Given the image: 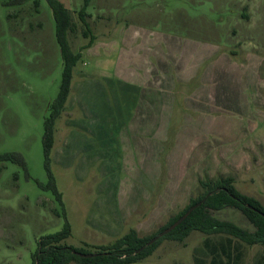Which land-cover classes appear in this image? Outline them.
<instances>
[{
    "label": "rangeland",
    "instance_id": "374dc122",
    "mask_svg": "<svg viewBox=\"0 0 264 264\" xmlns=\"http://www.w3.org/2000/svg\"><path fill=\"white\" fill-rule=\"evenodd\" d=\"M38 1L0 0V155L24 158L0 160V264H33L66 221L62 244L77 249L152 235L204 192L200 180L232 176L264 206V0H91L90 48L85 0H60L82 54L51 153L66 217L40 185L63 59L52 9ZM215 216L255 230L237 209ZM227 238L193 232L134 264L226 260ZM236 246V264H264L263 244Z\"/></svg>",
    "mask_w": 264,
    "mask_h": 264
},
{
    "label": "trees",
    "instance_id": "16d2710c",
    "mask_svg": "<svg viewBox=\"0 0 264 264\" xmlns=\"http://www.w3.org/2000/svg\"><path fill=\"white\" fill-rule=\"evenodd\" d=\"M29 0H14L16 4H23ZM50 5L54 21L56 24V38L60 45L61 56L63 59L62 85L60 92L51 106L50 116L46 120L45 135L43 138L45 168L49 177L47 184H40L45 190L51 191L61 205L64 216L66 217L63 196L60 193L56 178L51 169V153L55 144V124L61 117L66 103L68 102L74 69L82 58L81 52L75 53L70 45L69 36L76 31L71 11L60 0H46ZM91 0H85L83 8L79 11V17L86 30L84 36H90V42L86 48H90L95 40L92 35L90 24L87 20V9ZM35 6H39V1L35 0ZM1 161H19L24 164V158L18 153H6L0 155ZM200 188L204 192L196 198H191L189 204L177 215L172 217L166 225L161 227L156 233L140 237L134 229L126 235L117 239L108 245L97 246V251H91L85 248L77 249L71 246L63 245V241L71 237L72 227L66 221L64 229L56 234L42 237L38 242V250L34 253L33 264H134L151 256L154 251L165 241L183 242L193 232H199L206 236L225 235L227 245L222 253L226 260L218 255H211V260L201 259L200 264H236V241L253 246L257 244L264 245V206L254 197L241 193L235 186L232 176L219 177L216 180H200ZM201 203L188 218L177 226L166 236L159 238L154 244L148 245L152 239L165 231L171 225L175 224L187 211ZM227 208H234L249 220L254 226V231L244 229L234 222L225 221L215 216L216 212ZM254 208V209H252ZM77 251L82 254H99L92 258H83L75 255ZM205 257L208 254L203 249H197Z\"/></svg>",
    "mask_w": 264,
    "mask_h": 264
},
{
    "label": "water",
    "instance_id": "95a60500",
    "mask_svg": "<svg viewBox=\"0 0 264 264\" xmlns=\"http://www.w3.org/2000/svg\"><path fill=\"white\" fill-rule=\"evenodd\" d=\"M201 205V203L191 207L187 213H185V215H183L175 224L171 225L169 228H167L165 231H163L162 233H160L157 237H155L154 239H152L150 241V243L148 245H151V244H154L157 240H159V238H162L164 236H166L167 234H169L170 232H172L177 226H179L182 222H184L188 216L194 211L196 210L199 206ZM254 209V208H252ZM75 255H78L80 257H83V258H92V257H96L98 256L99 254H82V253H79L77 251L74 252Z\"/></svg>",
    "mask_w": 264,
    "mask_h": 264
},
{
    "label": "crops",
    "instance_id": "0c3cea01",
    "mask_svg": "<svg viewBox=\"0 0 264 264\" xmlns=\"http://www.w3.org/2000/svg\"><path fill=\"white\" fill-rule=\"evenodd\" d=\"M73 81V80H72ZM71 89H72V86H71ZM71 94V93H70Z\"/></svg>",
    "mask_w": 264,
    "mask_h": 264
}]
</instances>
